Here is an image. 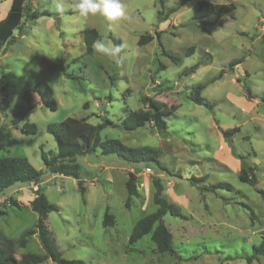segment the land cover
<instances>
[{
	"label": "rangeland",
	"instance_id": "1",
	"mask_svg": "<svg viewBox=\"0 0 264 264\" xmlns=\"http://www.w3.org/2000/svg\"><path fill=\"white\" fill-rule=\"evenodd\" d=\"M199 1L125 0L127 18L109 28L99 13L78 17L71 0H29L28 12L39 16L24 20L14 32L15 41L0 54V124L12 128L0 155L27 157L43 176L38 185L18 182L0 191V201L5 198L0 202L2 235L17 241L35 227L38 213L31 201L41 188L59 207L48 213L46 224L65 259L84 264L248 263L254 246L264 242V0H215V12L202 21L194 18ZM57 2L63 4V14L57 12ZM10 5L11 0H0V18ZM223 6L235 8L222 13ZM172 7L177 10L169 14ZM88 28L99 32L98 40L116 45L111 36L120 39V63L95 50L86 52ZM147 33L154 39L140 45ZM163 50L180 60L174 62ZM242 57L231 68L230 62ZM200 61L195 72L183 74ZM42 82L53 90L56 110L34 91ZM200 83L206 84L202 95L216 102L213 109L188 97ZM26 90L32 92L35 107L18 121L19 108L28 104ZM143 96L177 107L166 117L165 134L152 123L122 128L129 111L144 108ZM67 117L87 118L94 125L111 120L101 130L102 139L159 150L161 165L133 163L100 150L77 156L83 196L77 179L50 172L42 160L41 147L51 154L57 151L48 126ZM26 123H34L37 133H22ZM220 127L237 131L224 137ZM243 163L256 167V184L239 178ZM129 176L137 177L138 195L126 207ZM155 180L184 215L167 213L163 218L173 235V254L158 250L151 239L155 227L129 242L137 222L158 209ZM220 182L231 188L208 190ZM107 210L114 216L112 226L103 224ZM14 250L18 258L45 253L37 235L25 245L15 243ZM42 264L57 263L49 258ZM251 264H264V256Z\"/></svg>",
	"mask_w": 264,
	"mask_h": 264
},
{
	"label": "trees",
	"instance_id": "2",
	"mask_svg": "<svg viewBox=\"0 0 264 264\" xmlns=\"http://www.w3.org/2000/svg\"><path fill=\"white\" fill-rule=\"evenodd\" d=\"M190 0H183L182 4L185 5ZM215 0H200L197 5L195 13V19L202 21L205 18L210 17L216 10ZM29 0H12L10 9L5 18L0 20V54L6 52L8 46L12 44L16 37L14 32L17 28H21L24 24V20H33L39 16V13H29L31 10L28 7ZM234 6L221 7L222 13H228ZM177 10L176 7H172L168 10L169 14L174 13ZM27 18V19H26ZM85 40L87 44L86 52L91 54L93 52V43L100 38L99 32L95 28H88L85 30ZM160 37V32L156 33ZM116 45L121 46V41L117 37L111 36ZM154 39V35L147 33L141 36L139 40L140 45H144ZM193 47H190L188 54L192 53ZM163 53L169 56L174 62L180 60V58L172 53L163 50ZM209 60V59H207ZM243 61V57L234 59L230 62L232 68L233 65L239 64ZM203 61L185 69L183 74H189L195 72L199 65ZM208 62V61H207ZM161 68H165L164 65ZM225 73L222 70L219 76ZM70 76V74H67ZM206 87L205 83L197 84L189 94V98L200 105H204L209 109H213L216 106V102L212 101L202 95L203 89ZM248 98H252V93L249 87L245 84ZM34 91H37L43 101V103L52 110H56L58 103L53 96V90L45 83H39L35 86ZM24 98L27 101L26 106L19 108V117L23 119L28 111L35 107V103L32 97V92L26 90L24 92ZM144 108L138 110L129 111L123 119L121 124L125 130H134L139 127L146 126L147 123H152L153 127L161 133L168 131V123L166 117L172 114L177 107L168 106L166 102L159 99H155L148 96L142 97ZM17 120L13 124H17ZM113 122L109 119H105L102 123L94 125L87 121V118H75L67 117L63 121L57 124H50L48 131L53 135L57 143V151L54 154L46 152L41 147L42 160L45 167L54 174H60L64 176H72L78 181V187L81 194L84 196L85 187L83 180L81 179V167L77 163V156L85 155L90 152L100 150L102 154H116L124 160L136 163V162H155L159 166L160 151L150 147L134 148L127 146L119 139H102L101 130L107 125H111ZM221 133L224 137L236 132L237 129L224 130L220 127ZM24 134H35L38 131L37 126L34 123H26L21 128ZM12 136V128L5 124H0V153L5 147H7L8 140ZM256 167L242 164L239 178L252 185L257 183V176L255 174ZM43 176L42 170L36 169L29 159L24 156H1L0 155V191L8 188L15 183H33L38 185ZM193 180V178L191 179ZM156 191L153 196L154 203L158 206V209L141 218L134 227L133 232L129 237V242L135 243L140 240L144 235L150 233L155 227L151 236L152 241L156 244L160 252L176 253V247L173 244V235L164 224V215L170 213L174 216L184 217L178 205L170 202L163 195V186L158 181H154ZM221 187L231 188V185L225 182H220L208 187V190H215ZM127 199L125 202L126 207L130 206V202L133 196L138 195L137 177L129 176L126 180ZM32 209L38 213L37 222L34 228L26 230L20 239L12 240L7 239L0 233V264H42L47 259L51 258L57 264H84L80 260L65 259L59 251L54 238L46 224V218L51 211L59 210V207L52 204L43 193L41 188L36 190L35 198L31 201ZM114 223V216L109 213V210L105 212L103 224L104 226H112ZM264 233V230H263ZM37 235L44 254L26 253L21 258H18L15 254V243L25 245L30 237ZM264 256V242L254 246V252L247 257V264H251V261L256 256Z\"/></svg>",
	"mask_w": 264,
	"mask_h": 264
},
{
	"label": "clouds",
	"instance_id": "3",
	"mask_svg": "<svg viewBox=\"0 0 264 264\" xmlns=\"http://www.w3.org/2000/svg\"><path fill=\"white\" fill-rule=\"evenodd\" d=\"M70 7L81 19H87L99 13L109 22V28L128 16V6L125 0H71ZM56 9L61 14L65 11L63 4L59 2L56 4ZM93 48L97 53L112 58L116 63L122 60V46L120 45L97 40L93 43Z\"/></svg>",
	"mask_w": 264,
	"mask_h": 264
},
{
	"label": "crops",
	"instance_id": "4",
	"mask_svg": "<svg viewBox=\"0 0 264 264\" xmlns=\"http://www.w3.org/2000/svg\"><path fill=\"white\" fill-rule=\"evenodd\" d=\"M11 3H12V0H11ZM10 6H11V5H10ZM9 9H10V7H9ZM9 9L5 12V14L2 16V18H0V20H2L3 18L6 17V15H7ZM9 197H10V196H9ZM4 199H5V198H4ZM4 199H2L1 201H3ZM1 201H0V202H1Z\"/></svg>",
	"mask_w": 264,
	"mask_h": 264
},
{
	"label": "built area",
	"instance_id": "5",
	"mask_svg": "<svg viewBox=\"0 0 264 264\" xmlns=\"http://www.w3.org/2000/svg\"><path fill=\"white\" fill-rule=\"evenodd\" d=\"M146 171L149 173V172H151L152 170H151L150 167H147V168H146Z\"/></svg>",
	"mask_w": 264,
	"mask_h": 264
}]
</instances>
